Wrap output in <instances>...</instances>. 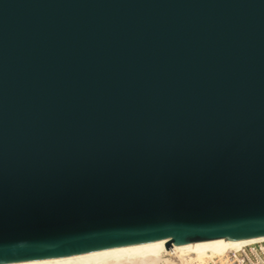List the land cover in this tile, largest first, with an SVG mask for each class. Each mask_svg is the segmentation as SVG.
<instances>
[{
	"label": "water",
	"instance_id": "obj_1",
	"mask_svg": "<svg viewBox=\"0 0 264 264\" xmlns=\"http://www.w3.org/2000/svg\"><path fill=\"white\" fill-rule=\"evenodd\" d=\"M264 236V0H0V264Z\"/></svg>",
	"mask_w": 264,
	"mask_h": 264
},
{
	"label": "bare ground",
	"instance_id": "obj_2",
	"mask_svg": "<svg viewBox=\"0 0 264 264\" xmlns=\"http://www.w3.org/2000/svg\"><path fill=\"white\" fill-rule=\"evenodd\" d=\"M258 240H264V236L173 244L171 250L166 249L163 240H155L136 245L19 264H159L164 259L170 264H175L174 258H178L182 262H201L205 257L214 258L230 248ZM170 251L171 253H169ZM168 253L174 258H164Z\"/></svg>",
	"mask_w": 264,
	"mask_h": 264
},
{
	"label": "built area",
	"instance_id": "obj_3",
	"mask_svg": "<svg viewBox=\"0 0 264 264\" xmlns=\"http://www.w3.org/2000/svg\"><path fill=\"white\" fill-rule=\"evenodd\" d=\"M169 253H171V251ZM169 253L167 255L164 254V258H174ZM159 264L170 263L164 259L161 260ZM175 264H264V240H258L230 248L223 254L214 258L205 257L201 262H182L177 258Z\"/></svg>",
	"mask_w": 264,
	"mask_h": 264
},
{
	"label": "rangeland",
	"instance_id": "obj_4",
	"mask_svg": "<svg viewBox=\"0 0 264 264\" xmlns=\"http://www.w3.org/2000/svg\"><path fill=\"white\" fill-rule=\"evenodd\" d=\"M172 259H173V258H172ZM173 260H174V261H177V259H176V258H174Z\"/></svg>",
	"mask_w": 264,
	"mask_h": 264
}]
</instances>
